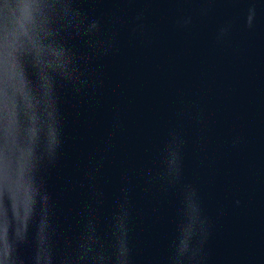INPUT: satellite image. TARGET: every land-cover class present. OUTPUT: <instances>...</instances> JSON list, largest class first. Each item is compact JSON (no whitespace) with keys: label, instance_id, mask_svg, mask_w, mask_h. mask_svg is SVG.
Returning <instances> with one entry per match:
<instances>
[{"label":"water","instance_id":"1","mask_svg":"<svg viewBox=\"0 0 264 264\" xmlns=\"http://www.w3.org/2000/svg\"><path fill=\"white\" fill-rule=\"evenodd\" d=\"M0 264H264V0H0Z\"/></svg>","mask_w":264,"mask_h":264}]
</instances>
